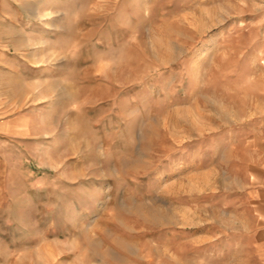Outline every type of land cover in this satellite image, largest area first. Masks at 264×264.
<instances>
[{
	"label": "rangeland",
	"instance_id": "rangeland-1",
	"mask_svg": "<svg viewBox=\"0 0 264 264\" xmlns=\"http://www.w3.org/2000/svg\"><path fill=\"white\" fill-rule=\"evenodd\" d=\"M264 0H0V264H264Z\"/></svg>",
	"mask_w": 264,
	"mask_h": 264
},
{
	"label": "crops",
	"instance_id": "crops-1",
	"mask_svg": "<svg viewBox=\"0 0 264 264\" xmlns=\"http://www.w3.org/2000/svg\"><path fill=\"white\" fill-rule=\"evenodd\" d=\"M253 165L252 185L247 189L248 208L251 211V247L258 260L264 262V151Z\"/></svg>",
	"mask_w": 264,
	"mask_h": 264
}]
</instances>
